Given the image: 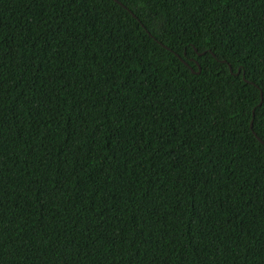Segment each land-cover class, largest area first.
<instances>
[{
    "label": "trees",
    "instance_id": "obj_1",
    "mask_svg": "<svg viewBox=\"0 0 264 264\" xmlns=\"http://www.w3.org/2000/svg\"><path fill=\"white\" fill-rule=\"evenodd\" d=\"M262 89L264 0H0V264H264Z\"/></svg>",
    "mask_w": 264,
    "mask_h": 264
},
{
    "label": "snow or ice",
    "instance_id": "obj_2",
    "mask_svg": "<svg viewBox=\"0 0 264 264\" xmlns=\"http://www.w3.org/2000/svg\"><path fill=\"white\" fill-rule=\"evenodd\" d=\"M258 95L260 98L257 100L256 105L253 106L256 110L251 111L247 117L253 126V132H255L258 128L264 129V89H262ZM236 115L239 119L241 113H237ZM257 140L261 145H264V136H258Z\"/></svg>",
    "mask_w": 264,
    "mask_h": 264
},
{
    "label": "water",
    "instance_id": "obj_3",
    "mask_svg": "<svg viewBox=\"0 0 264 264\" xmlns=\"http://www.w3.org/2000/svg\"><path fill=\"white\" fill-rule=\"evenodd\" d=\"M115 1H118V0H115ZM203 54H205V52L203 53ZM200 55H202V54H200ZM223 63H226V61H222ZM186 64V63H185ZM197 65H198V68H199V71H198V73H200L201 72V67H200V65L197 63ZM229 69H230V72L231 73H233V69H232V67L231 66H229ZM191 70L193 71V69L191 68ZM194 72V71H193ZM241 73V69H239L238 70V72H237V75H239ZM253 126H252V124H251V128H252Z\"/></svg>",
    "mask_w": 264,
    "mask_h": 264
}]
</instances>
